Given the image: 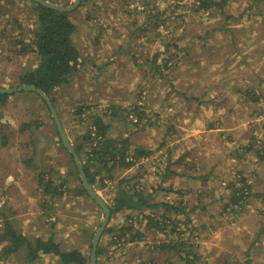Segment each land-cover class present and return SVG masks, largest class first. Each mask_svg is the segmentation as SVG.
I'll use <instances>...</instances> for the list:
<instances>
[{
	"label": "rangeland",
	"instance_id": "1",
	"mask_svg": "<svg viewBox=\"0 0 264 264\" xmlns=\"http://www.w3.org/2000/svg\"><path fill=\"white\" fill-rule=\"evenodd\" d=\"M52 1L61 6L73 2ZM200 1L85 0L69 13L81 54L93 53V60L52 94L71 144L86 129L77 123L78 106L97 104L101 114L116 104L128 111L121 113L124 119L112 120L116 128L109 135L128 137V155L151 152L129 169H115L113 179H105L104 187L95 185V192L112 205L117 182L133 178L131 186L135 182L145 195L153 193L152 203L205 208L193 211L188 224L183 215L167 213L168 227L162 232L148 228L143 212L119 211L107 225L113 230L100 238L104 253L99 264H150L151 259L153 264H184L183 251L179 258L167 249H151L171 241L201 255L197 264H223L226 257L244 262L247 252L254 264H264V161L259 160L264 149V0H213L223 7L207 11L198 9ZM30 7L24 0H0L2 88H17L20 76L39 65L34 54H19L38 27ZM155 15L166 20L156 29ZM99 30L103 33L97 41ZM34 97L11 96L0 106V123L5 125L0 128V231L7 220L30 240L54 232L62 251L77 249L89 259L103 213L71 191L64 190L60 199L43 194L39 174L54 185L77 182L51 115ZM136 106L144 115L138 122L132 111ZM29 120L41 124L21 132ZM249 143L252 150L245 151ZM167 167L176 174L161 182ZM240 177L259 196L250 198L237 215L223 214L231 193L227 186ZM169 187L171 191L164 190ZM154 210L163 213L162 207ZM128 225L143 232L142 238L114 243L117 228ZM0 264L62 263L52 255L29 263L21 251Z\"/></svg>",
	"mask_w": 264,
	"mask_h": 264
},
{
	"label": "trees",
	"instance_id": "2",
	"mask_svg": "<svg viewBox=\"0 0 264 264\" xmlns=\"http://www.w3.org/2000/svg\"><path fill=\"white\" fill-rule=\"evenodd\" d=\"M26 1H28L31 5L30 13L35 16L36 25L38 27L33 32L29 43H22L23 46L20 49L19 54H25L26 52L34 54L36 60L39 62V65L35 70L24 72L18 80V86H34L46 94V96L50 98L51 102L54 103L52 94L60 88H65L71 81L72 76L84 69L86 63L92 61V53L86 56L81 54L76 41H74L73 33L75 31V26L69 18V13H61L36 4L30 0ZM83 1L85 0H81V2ZM215 5L219 9L223 7L222 2L216 3L213 0H201L198 9L207 11L210 7ZM128 12L133 13L135 10L131 9V11ZM154 17L157 19V22L153 23L154 29L158 28L159 24L162 25L166 21L157 15ZM88 18L93 20L92 16H89ZM149 23L150 22L148 21L145 24L138 26L139 31H143L145 27L149 26ZM102 33L103 32L99 30L96 34L97 36L95 35V39H99ZM11 96H21L27 99L35 96L34 99H38L47 108L45 102L38 94L29 91H21L13 94H0V106H4ZM138 103L141 104V102ZM126 111H128L127 108H121L120 106H116V104H112L107 107V109L105 108L104 112L101 114L97 112V104L83 103L81 106L77 107V123L82 124L86 129L84 133L77 138L72 137V146L77 155L80 157L82 170L84 171L89 184L93 189L95 188L94 190L96 191L98 190V187L96 188L95 185L100 183L101 186L104 187L106 186V184H104L105 179H113L112 172L115 169H129L136 162H139L140 158L148 156L151 153L150 151L142 149L141 151L136 150L132 155H128V146L130 144L127 140L128 137H112L109 135L110 129L115 127L111 124L112 120H117V118L124 119V116H122L121 113ZM132 111L135 115L138 114L136 121H141L142 116L144 115L141 111L138 112V107H133ZM48 114L51 115L49 110ZM40 124L41 123L38 122V120H29L20 131L24 133L25 131H30L32 127L35 130L40 126ZM4 126V124L0 123V128H3ZM55 132L57 138L59 139L56 126ZM58 143L64 149L60 139L58 140ZM251 150L252 144L249 143L246 145L245 151ZM262 151L264 152V149H262ZM257 154L259 155V152H257ZM69 157L71 158L72 164L70 175H72L75 182H77L75 186H69L65 182H62V184L59 185H54L51 178L44 181L42 174H39L38 176L40 177L38 181L39 185H42L41 187H43V194L54 199H60L65 192L64 190L71 191L75 194V196L84 197L94 206H97L96 203H94L87 195L81 183L78 168L76 167L72 156L70 155ZM185 157L186 155L181 156L179 157V160L183 161ZM263 157L264 155H259V160L262 161ZM187 166L189 165H186V167ZM193 167L194 165L192 164L190 168ZM170 169V167H167L165 174L161 176V182L176 174V172L172 170L170 171ZM186 169H188V167ZM131 181H133V178L124 177L117 182L116 196L114 200H112V205H107L111 216L122 210H130L132 212L137 210L138 212H143L141 215L147 222L148 228L155 229L157 232H162L168 227L166 224L168 220L167 213H172L174 211L176 214L183 215L185 217L184 224H188L191 223L189 215L193 211L196 209H205L204 207L198 206V204L189 206L188 203H185L180 204L179 206H174L172 204H167L166 202L152 203L150 201L153 197V193L149 192L145 195L143 188L140 185L136 187L135 182L134 186H131L129 184ZM161 182H159L158 189H162L160 188ZM126 184H129L127 188L125 186H121ZM227 188L231 190V193L228 197V202L224 204L222 213L229 216L237 215L247 206V202L250 198L259 196V194L251 193L252 187L249 186L246 179L243 177L234 180V182H230ZM164 190L171 191L172 189L169 187ZM47 199L49 200V198ZM157 207H162L163 213L157 214L154 212V209ZM144 209H147L148 212L144 213ZM157 217H159L163 223L157 219ZM50 226L54 227L55 222H50ZM112 230V228L106 227L102 235H105ZM117 230H119L120 233L112 240L114 243L119 242L121 238H125L124 243H129L128 241L141 239L143 235V232L136 230L132 225L121 226L120 228H117ZM131 231L134 233H131ZM171 231L173 232L174 230ZM53 233L54 232H50L46 237L42 236L30 240V238L21 234V232L14 228L10 222L5 220L0 231V262L5 260L10 254H17L23 251V257L25 256V260L29 263L41 258L42 255H52L57 256L62 264H89L90 258L88 259L77 249L62 251L59 243L55 242ZM127 233L130 235L128 238H126ZM92 236L93 233L91 237ZM100 243L101 242L99 241L96 250V264H99L98 259L104 253L103 247H101ZM152 246V250L167 249L168 251L175 252L177 257H179L177 253L183 251L184 257L182 256L183 258H179L182 259L184 264H197L201 256L194 252L191 247H187L181 242H163L161 245L153 244ZM246 255L247 259L244 262H232L228 257H226V261H224L223 264H254L253 260H251L248 256V252ZM154 260L155 259H151L150 264H153Z\"/></svg>",
	"mask_w": 264,
	"mask_h": 264
},
{
	"label": "water",
	"instance_id": "3",
	"mask_svg": "<svg viewBox=\"0 0 264 264\" xmlns=\"http://www.w3.org/2000/svg\"><path fill=\"white\" fill-rule=\"evenodd\" d=\"M36 4H39L41 6L56 10L58 12L61 13H70L73 10H75L79 5L81 0H73L72 4L69 6H61L58 5L56 3H52L50 1L47 0H30ZM21 91H29V92H34L36 94H38L42 100L45 102L48 110L50 111L51 117L54 120L57 132H58V136L59 139L61 141L62 146L64 147V149L72 156V159L76 165V167L78 168L79 171V177L81 180V183L83 185V188L85 189L87 195L90 197V199L96 203V205L99 207V209H101L102 213H103V220L101 225L99 226V228L97 229L96 233L94 234L93 238H92V242H91V250H90V259H89V264H96V250H97V246L99 244L100 238L103 234V231L105 230V228L108 225L109 219H110V210L107 206V204L102 200V198H100L98 196V194L95 192V190L92 188V186L89 184L84 171L82 170V166H81V161H80V157L77 155V153L75 152L70 140L68 139L62 124L60 122V119L58 117V114L52 104V102L50 101L49 97L46 96V94H44L40 89L34 87V86H28V85H22V86H18L17 88H10V89H6V88H2L0 87V94H13V93H17V92H21Z\"/></svg>",
	"mask_w": 264,
	"mask_h": 264
},
{
	"label": "crops",
	"instance_id": "4",
	"mask_svg": "<svg viewBox=\"0 0 264 264\" xmlns=\"http://www.w3.org/2000/svg\"><path fill=\"white\" fill-rule=\"evenodd\" d=\"M24 1H26V0H24ZM26 2H27V1H26ZM91 59L93 60V53H92ZM104 67H105V66H104ZM263 153H264V152L262 151V155H264ZM242 157H243V156H242ZM244 158H245V157H244ZM194 161H195V164H196V165H197V167H198V165H199V162H196V160H194ZM263 161H264V157H263V159H262V162H263ZM177 163H180V162H179V160H178V162H177ZM184 166H185V165H184ZM167 179H168V178H167ZM165 180H166V179H165ZM163 181H164V180H163ZM163 181H162V182H163Z\"/></svg>",
	"mask_w": 264,
	"mask_h": 264
},
{
	"label": "bare ground",
	"instance_id": "5",
	"mask_svg": "<svg viewBox=\"0 0 264 264\" xmlns=\"http://www.w3.org/2000/svg\"><path fill=\"white\" fill-rule=\"evenodd\" d=\"M25 71V70H24ZM27 71V70H26ZM245 212V211H244ZM243 214V213H242Z\"/></svg>",
	"mask_w": 264,
	"mask_h": 264
}]
</instances>
